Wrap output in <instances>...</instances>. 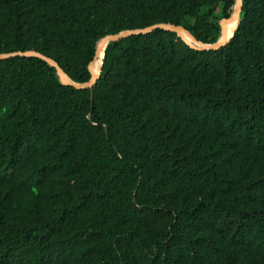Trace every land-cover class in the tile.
I'll list each match as a JSON object with an SVG mask.
<instances>
[{"label": "trees", "instance_id": "obj_1", "mask_svg": "<svg viewBox=\"0 0 264 264\" xmlns=\"http://www.w3.org/2000/svg\"><path fill=\"white\" fill-rule=\"evenodd\" d=\"M234 9L0 0V54L84 84L104 36L172 24L204 48ZM93 66L91 91L0 60V264H264V0L215 50L154 29Z\"/></svg>", "mask_w": 264, "mask_h": 264}, {"label": "water", "instance_id": "obj_2", "mask_svg": "<svg viewBox=\"0 0 264 264\" xmlns=\"http://www.w3.org/2000/svg\"><path fill=\"white\" fill-rule=\"evenodd\" d=\"M241 7H242V0H235V9H234L233 13L230 14V16L227 18H221L219 21V25L221 28L219 39L215 43H213L211 45H207L204 48H197L196 46L189 43L183 34V29L179 26H175L172 24H154V25H151V26H148L145 28H141V29L126 30V31L119 33V34L104 36L101 39V41L99 42V44L95 50L93 61L97 59L100 51L102 50L103 45L105 44V42L107 40H112V41L119 40L122 37L129 35V34H145V33H148L150 31H153L154 29H163V30L175 32L177 34V36H179L184 42H186L193 49L207 50V51L215 50V49L221 47L226 42V26L228 23H230V22H232L238 18L240 11H241ZM16 56L37 57V58H40L42 60H45L46 62H48L51 66H53L55 68L56 73L59 77V80L63 85H71L77 89H86L87 88V89H90L92 91L93 85H94L96 78H97V70L93 66V61L88 64V70H89L90 75H91L88 82H86L84 84H75V83H72L69 81L65 72L57 65V63L52 58H49V57H47L41 53H38L36 51H24V52L16 51V52H11V53H6V54H0V60L6 59L9 57H16ZM90 98L92 100V92H91Z\"/></svg>", "mask_w": 264, "mask_h": 264}, {"label": "bare ground", "instance_id": "obj_3", "mask_svg": "<svg viewBox=\"0 0 264 264\" xmlns=\"http://www.w3.org/2000/svg\"><path fill=\"white\" fill-rule=\"evenodd\" d=\"M230 23H231V22H230ZM228 24H229V23H228ZM228 24H227V25H228ZM226 27H227V26H226Z\"/></svg>", "mask_w": 264, "mask_h": 264}]
</instances>
